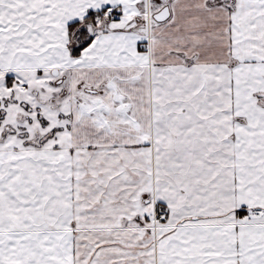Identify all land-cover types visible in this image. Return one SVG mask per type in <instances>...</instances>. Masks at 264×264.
<instances>
[{
    "label": "snow or ice",
    "instance_id": "snow-or-ice-1",
    "mask_svg": "<svg viewBox=\"0 0 264 264\" xmlns=\"http://www.w3.org/2000/svg\"><path fill=\"white\" fill-rule=\"evenodd\" d=\"M0 264H264V0H0Z\"/></svg>",
    "mask_w": 264,
    "mask_h": 264
}]
</instances>
